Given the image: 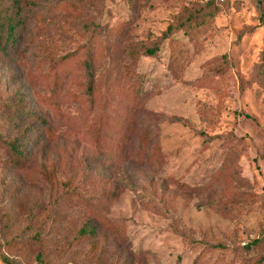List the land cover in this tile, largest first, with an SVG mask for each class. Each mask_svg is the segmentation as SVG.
I'll return each mask as SVG.
<instances>
[{
  "label": "rangeland",
  "instance_id": "obj_1",
  "mask_svg": "<svg viewBox=\"0 0 264 264\" xmlns=\"http://www.w3.org/2000/svg\"><path fill=\"white\" fill-rule=\"evenodd\" d=\"M207 1L22 0L0 264H264V0Z\"/></svg>",
  "mask_w": 264,
  "mask_h": 264
},
{
  "label": "trees",
  "instance_id": "obj_2",
  "mask_svg": "<svg viewBox=\"0 0 264 264\" xmlns=\"http://www.w3.org/2000/svg\"><path fill=\"white\" fill-rule=\"evenodd\" d=\"M6 1L8 0H0V53L8 55L17 50V46L20 41L18 28L21 24L20 17L25 5L22 0H11L10 3ZM215 1L216 0H209L207 1V4L213 5L215 4ZM156 50V48H148L146 52L149 55H153ZM88 66L90 68V65ZM39 116L42 117L43 124H47V119L44 118L43 115ZM38 139L40 138L35 137L34 145L38 144ZM27 144H29V141H25L23 139H14L11 141L10 146L17 158L24 157V154H26ZM84 230L87 231L86 228ZM3 261L4 264H12L10 259L6 256L3 257Z\"/></svg>",
  "mask_w": 264,
  "mask_h": 264
},
{
  "label": "built area",
  "instance_id": "obj_3",
  "mask_svg": "<svg viewBox=\"0 0 264 264\" xmlns=\"http://www.w3.org/2000/svg\"><path fill=\"white\" fill-rule=\"evenodd\" d=\"M221 1H224V0H221Z\"/></svg>",
  "mask_w": 264,
  "mask_h": 264
}]
</instances>
